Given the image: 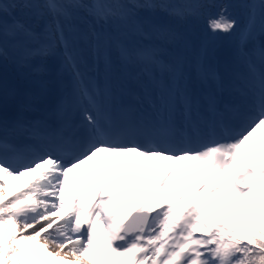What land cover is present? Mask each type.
Wrapping results in <instances>:
<instances>
[{"label":"snow or ice","instance_id":"1","mask_svg":"<svg viewBox=\"0 0 264 264\" xmlns=\"http://www.w3.org/2000/svg\"><path fill=\"white\" fill-rule=\"evenodd\" d=\"M213 7L210 37L181 29ZM231 7L0 0V264H97L98 244L123 257L116 264H264V0L241 4L242 19ZM225 39L222 75L215 42ZM66 73L79 129L66 119ZM125 96L135 103H117ZM234 122L244 131L216 138ZM100 153L134 155L121 168ZM140 158L160 176L129 206ZM31 174L6 194L8 178ZM221 192L243 223L200 206Z\"/></svg>","mask_w":264,"mask_h":264},{"label":"rangeland","instance_id":"2","mask_svg":"<svg viewBox=\"0 0 264 264\" xmlns=\"http://www.w3.org/2000/svg\"><path fill=\"white\" fill-rule=\"evenodd\" d=\"M174 2H182V0H174ZM214 4H230L232 7L229 9V11L233 14L234 17H237L239 19L243 18L244 9L240 7L241 4L245 3L246 0H212ZM219 11V8L213 7L209 9L205 17L197 20V21H189L187 24L181 25L182 30H188L193 33L199 38H205L210 37L212 33L207 28V16L208 15H215ZM168 22L172 24H177L178 22L175 20H169ZM216 46V63L219 65V70L221 74H224V60L225 57L228 56L232 50L233 44L229 40H220L215 42ZM50 63V61H49ZM58 63V61H57ZM246 125L241 124L238 128L240 130V133L244 131V128ZM243 151V150H242ZM119 156V155H118ZM121 156V155H120ZM121 168L123 165L120 163ZM202 166V165H201ZM200 166L196 168L195 170H192V173L194 174H203V170H200ZM204 169H206L204 167ZM118 172H109L108 178L112 179L114 178ZM160 173L157 172L154 168H149L147 171H144L141 176L140 183L137 184L136 188L133 190L136 191L137 187L141 188L143 187V190H140L137 195L135 196L134 201H131L129 206L134 205L136 201L141 200L143 197L147 196L151 193L150 189H152L153 184L156 182V180L159 178ZM147 179L148 183L147 185L143 184V180ZM172 184V181H170V185ZM20 189L19 187H14L11 190L6 191V194L11 197L12 193ZM177 191H182V189H177ZM163 196V193L157 194L153 197L152 202L155 203L156 201H160ZM224 196V197H223ZM223 197V198H222ZM203 209L207 210L213 215H219L222 216L224 219L228 221H238L240 223H243V221L240 220V212L242 211V208L239 203L232 204L228 198L227 194L225 192L218 193L215 199L212 201H206L200 205ZM55 227V225H54ZM99 227V226H98ZM51 231V230H50ZM171 235V234H170ZM202 233H196V236H200ZM46 256V254H45ZM93 258L97 260V264H116L117 261H120L123 259V257H120L118 255H115L108 251V249H101L99 245H96V252L93 253ZM49 261L51 258H48Z\"/></svg>","mask_w":264,"mask_h":264},{"label":"bare ground","instance_id":"3","mask_svg":"<svg viewBox=\"0 0 264 264\" xmlns=\"http://www.w3.org/2000/svg\"><path fill=\"white\" fill-rule=\"evenodd\" d=\"M52 62L56 63L57 61L56 60H51ZM58 65V64H57ZM65 96H66V99H67V114L66 115V119L71 123L74 122V121H79L77 118H76V111H77V108H76V105H73V103L71 102V100L69 99L68 97V94L66 93V90H65ZM59 98L58 95L54 96L52 98V104L54 105L56 103V100ZM54 101V102H53ZM133 104L135 103V101H133ZM71 120V121H70ZM234 124L237 128L242 124V123H239V122H234L232 123ZM239 135V134H238ZM134 154H127V155H121L123 156L122 158H120L121 156H118V155H113V154H110V153H100L98 154V159H101V160H104L106 162H115V163H121L122 165L124 163H126L129 159L132 158ZM151 163L150 160L148 159H145V158H140L138 161H137V164L134 166V169L133 170H136V169H141L143 168L144 171H147L150 167H148V165ZM195 162L194 161H183V162H180V168L181 169H184V168H189L190 166L194 165ZM198 166H200V170H203V172L205 171L204 167L207 168V165H196L195 167H191V171L192 170H195L196 168H198ZM143 171V173H144ZM35 174H31V175H26L24 177H21L19 179H12V178H8L7 179V189L6 191L8 190H11L12 188L14 187H19L20 189H24L31 181H33L35 179ZM140 190H143V187L139 188L137 187L136 189V193H138ZM150 191L152 192V189H150ZM151 194V193H150ZM150 194H148L147 196H149ZM137 195V194H136ZM145 196V197H147ZM143 197L141 200L139 201H136L135 203H139L141 201H143V199L145 198ZM134 201V200H133ZM157 202V201H156ZM134 203V204H135ZM100 246L101 249H106V247L103 245V244H98Z\"/></svg>","mask_w":264,"mask_h":264},{"label":"trees","instance_id":"4","mask_svg":"<svg viewBox=\"0 0 264 264\" xmlns=\"http://www.w3.org/2000/svg\"><path fill=\"white\" fill-rule=\"evenodd\" d=\"M239 1H240V0H238V2H239ZM223 197H224V196H223ZM223 197H222V198H223Z\"/></svg>","mask_w":264,"mask_h":264}]
</instances>
